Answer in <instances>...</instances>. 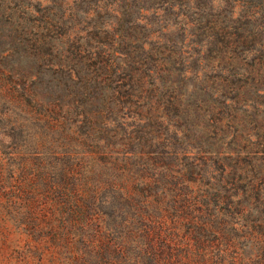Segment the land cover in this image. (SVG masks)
<instances>
[{"label":"rangeland","instance_id":"rangeland-1","mask_svg":"<svg viewBox=\"0 0 264 264\" xmlns=\"http://www.w3.org/2000/svg\"><path fill=\"white\" fill-rule=\"evenodd\" d=\"M174 3L0 0V264H66L49 180L100 189L115 233L146 224L142 264H264V48L212 38L232 4Z\"/></svg>","mask_w":264,"mask_h":264},{"label":"trees","instance_id":"trees-1","mask_svg":"<svg viewBox=\"0 0 264 264\" xmlns=\"http://www.w3.org/2000/svg\"><path fill=\"white\" fill-rule=\"evenodd\" d=\"M168 1V0H167ZM175 3L171 7L177 6V0H173ZM196 2V0H188ZM221 2L230 3L233 9L229 11L225 17L227 28L223 26H215L213 23L212 38L217 40L222 45L228 44H259V48H264V0H208V6L210 8L214 5H218ZM192 8V7H190ZM193 10V9H192ZM192 13L198 14L200 12ZM210 13V12H206ZM214 15V14H212ZM184 20H186L184 18ZM183 23V22H181ZM185 25V24H184ZM25 95L26 99L30 103H37L34 98V94L29 93L28 89L22 87L20 96ZM64 130H60L63 132ZM72 132L66 131L65 134L69 135ZM87 140H91V135L87 133L83 135ZM102 141V140H99ZM98 141V142H99ZM139 145V142H137ZM101 147L100 144L95 146ZM136 150L131 151L133 155ZM63 172H61L62 174ZM13 172L9 174L11 177ZM45 174H43V177ZM43 179V178H42ZM65 180L62 176L58 179V182ZM42 182V181H41ZM56 183V181L42 182V186L47 187L50 195L57 193L56 198L52 201L58 206L61 216L60 229L57 235L58 244L64 249V252L69 256L64 259L66 264H142V259L139 249V245H147L150 248H154L152 244L153 239H147L150 236L149 227L146 224L140 223L136 225L139 220L132 224V220L126 224L123 232L115 233L105 220H99V224L94 223L97 218H93L91 214V203H93L98 195L99 190L89 189L87 191L77 190L75 187L69 188L63 186L58 188L57 186H46L50 183ZM109 188V187H108ZM11 193L9 194L6 204L11 210L15 207V213L18 215L30 214L31 201L33 200L34 193L32 188L28 186H15L13 190L9 186ZM23 194V196H22ZM24 194H26L24 196ZM53 196V195H52ZM62 199V200H57ZM172 204L170 208L174 207L176 203L188 204L189 199L186 195L180 196L175 191L172 193ZM136 205V204H134ZM94 206V205H93ZM99 207L95 204L94 209ZM173 209V208H172ZM138 215V214H137ZM101 217V216H100ZM23 219V218H22ZM137 219V218H136ZM138 219H141L138 216ZM49 230H53V226L48 225ZM120 227V226H119ZM193 231L198 229L197 226L191 227ZM116 229V227L114 228ZM71 234L70 242H68L67 235ZM131 248V249H128ZM133 250H137V253H130ZM261 250V251H260ZM257 251L264 253V244L259 245L257 243ZM134 255V256H133ZM70 258L72 261H70ZM131 260V262H129ZM69 261V262H68ZM151 264H158L154 262L153 255L149 259Z\"/></svg>","mask_w":264,"mask_h":264}]
</instances>
